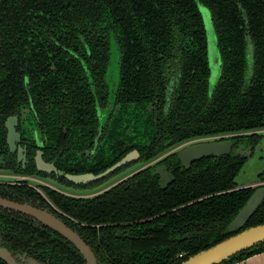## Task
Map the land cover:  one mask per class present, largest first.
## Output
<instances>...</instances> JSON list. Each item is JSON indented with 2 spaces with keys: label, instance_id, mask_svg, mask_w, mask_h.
<instances>
[{
  "label": "flooded vegetation",
  "instance_id": "flooded-vegetation-1",
  "mask_svg": "<svg viewBox=\"0 0 264 264\" xmlns=\"http://www.w3.org/2000/svg\"><path fill=\"white\" fill-rule=\"evenodd\" d=\"M194 2L199 13L198 3L209 10L215 31L209 7L200 0ZM234 2L243 19V80L246 82L254 65L255 46L249 32L248 15L240 0ZM200 17L204 29L205 56L200 50L199 41L192 37L195 34L193 29L189 40L191 44L197 43V46L191 48L193 52L189 63L196 66L201 56L206 58V85L199 86L198 83L204 79L194 74V93L197 96L206 89L207 97L211 99L224 81V64L215 31L221 73L210 94L207 41L201 13ZM116 31L111 29L113 54L107 43L94 41L90 44V52L75 54L73 61L63 62L64 68L67 67L69 71L59 70L62 74L60 89L51 91L52 85L48 86L53 81L50 75L58 74L54 64L49 68L46 79L40 75L38 81L33 82L34 77L30 78L27 74L23 77L27 100L19 106L16 114L8 116L17 118L14 125L18 133L15 148L10 151L6 141L5 122L8 117L3 121L4 132L1 135L7 149L0 142V175L13 177L10 181H0V197L19 205L0 204V264H178L189 256L188 253L205 236L199 235L196 229L181 230L178 218L173 223L171 218L160 222L159 230L154 232L135 226L136 223H144L162 214L140 218L134 223L126 220L133 210L128 194L137 181H134V177L151 170L152 175L158 177L159 187L167 189L175 180L174 170L179 166L189 169L192 163L198 161H193L189 168H185L175 153L177 148L191 142L230 140L231 150L220 156L228 157L227 164L242 159V167L247 160L251 161L255 157L256 152L261 151L263 121L257 127L233 132L187 131L184 125L191 124V117L198 116L190 112L188 120L181 108L186 105L180 106L183 102L180 105L177 102L181 91L178 83L181 72L173 76L167 85L158 80L152 94L149 86L145 90L134 88L132 73L122 68L126 57H123V51L126 50L121 44V48L116 44ZM249 44L252 46L250 57ZM66 57L69 59V55ZM111 65L113 67L109 68ZM239 72L232 67L225 77L230 79L229 76ZM42 84L47 87H42ZM242 92L244 97L246 90ZM36 99L45 108L37 107ZM70 109H74L73 114H69ZM79 111H82L81 115ZM88 111L90 115H85ZM172 153H175L177 164L172 161ZM38 158L42 161L40 166L47 169L39 168ZM156 170L162 173L164 179L173 176V180L170 179L163 187L164 181L154 174ZM263 186L264 172L258 174V180L252 185L237 187L236 182L232 185L234 189L251 188V194ZM120 196L127 198L128 213L122 215L124 209L118 212L116 207H109L102 216V205L110 201L107 204L115 206ZM251 216L241 228L225 232L230 220L223 230L204 243L210 244L207 246L210 247L242 229L260 224L247 225ZM102 217L124 221L100 222ZM176 217H180L179 214ZM134 237L144 251L158 252L163 254L162 258L148 261L145 256L134 261L132 246L127 241ZM123 242L126 243L125 248ZM183 242L192 245L187 247ZM136 250L143 252L137 247ZM262 252L264 240L236 252L230 260L216 264H234ZM171 253L174 255L168 256ZM246 253L250 254L242 260L241 257Z\"/></svg>",
  "mask_w": 264,
  "mask_h": 264
},
{
  "label": "trees",
  "instance_id": "trees-1",
  "mask_svg": "<svg viewBox=\"0 0 264 264\" xmlns=\"http://www.w3.org/2000/svg\"><path fill=\"white\" fill-rule=\"evenodd\" d=\"M200 1L211 10L224 64V81L211 99L207 97L206 89L197 96L194 93L193 75L198 74L204 79L198 83L200 86L206 85L208 74L204 29L194 0H0V142L5 149L4 138L1 140L3 121L16 114L27 100L23 77L26 74L34 77L33 82L38 81L40 75L46 79L54 64L58 74L50 75L53 81L48 86L52 85L51 91L60 89L62 74L59 70L69 71L64 68V61L71 62L75 54L90 52V44L94 41L107 43L112 53V28L118 32L114 35L116 44L126 50L123 51V57H126L122 68L132 73L134 88L145 90L149 86L152 94L158 80L167 85L181 72L177 102L179 105L183 102L180 106L186 105L181 108L188 120L190 112L198 116L191 117V124L184 125L187 131L233 132L261 125L260 121L264 122V0H240L248 15L249 32L255 46L254 65L246 82L243 80V19L234 0ZM193 29L196 35L193 33L192 37L199 41L204 55L196 66L189 63L191 48L197 46L189 40ZM232 67L240 72L229 79L225 75ZM243 89L246 90L244 97ZM35 105L45 108L37 99ZM173 111L175 113V109ZM69 112L73 114L74 109ZM85 115H90L89 111ZM174 155L171 154L172 161L177 164ZM227 159V156L216 159L210 156L192 163L189 169L179 166L173 172L175 180L165 190L159 187L158 177L152 175L151 170L139 173L128 194L133 210L126 220L134 223L140 218L162 214L135 224L140 229L154 232L159 230L160 222L171 218L173 223L178 218L181 230L196 229L199 235L205 236L188 254L207 247L210 244L204 241L223 230L251 194V188L232 187L242 167V159L228 164ZM126 199L120 196L115 206L107 204L110 201L103 204L102 216L109 207H116L118 212L124 209L122 215L128 213ZM259 207L247 225L264 222V200ZM101 221L124 220L102 217ZM135 238L127 239L134 261L145 256L148 261L162 258L163 254L158 252L144 251ZM123 244L125 248L126 243ZM183 245L189 247L192 244L183 242ZM136 247L143 252H138ZM123 254L126 255L125 251ZM171 255L174 254H168Z\"/></svg>",
  "mask_w": 264,
  "mask_h": 264
},
{
  "label": "water",
  "instance_id": "water-1",
  "mask_svg": "<svg viewBox=\"0 0 264 264\" xmlns=\"http://www.w3.org/2000/svg\"><path fill=\"white\" fill-rule=\"evenodd\" d=\"M249 38V37H248ZM249 40V39H248ZM217 46V45H216ZM218 49V48H217ZM248 57L251 56L252 46L248 45ZM219 52V50H218ZM220 55V54H219ZM221 63V59H220ZM113 67V65L109 66ZM16 116H10L5 122L7 128L6 141L10 147V151L15 148V141L18 139V133L15 131L14 125L16 123ZM263 142V141H261ZM232 142L230 140H202L198 142L187 143L175 150L178 160L185 168H189L193 161L199 160L203 157H217L231 150ZM262 147V146H261ZM18 158H20V153ZM124 160H122L123 162ZM42 162L39 158L37 163L39 168L47 169L40 166ZM158 174L162 181H164L163 187L168 181L173 180V176L164 179L162 173L158 170L154 172ZM167 175V173H165ZM171 179V180H170ZM264 198V186L256 188L249 196L246 202L237 211L235 216L231 219L227 225L225 232L239 229L243 226L245 221L253 214L256 207L261 203ZM0 204L5 206L19 207V205L11 203L9 200L0 197ZM264 240V223L256 224L227 237L226 239L219 241L210 247L201 249L196 253L189 255L186 259H183L178 264H216L223 260H229L233 254L246 249L260 241ZM243 262V261H241Z\"/></svg>",
  "mask_w": 264,
  "mask_h": 264
},
{
  "label": "rangeland",
  "instance_id": "rangeland-1",
  "mask_svg": "<svg viewBox=\"0 0 264 264\" xmlns=\"http://www.w3.org/2000/svg\"><path fill=\"white\" fill-rule=\"evenodd\" d=\"M199 11L202 15L205 25L206 41H207V58L209 63L210 75L208 79L209 93L211 94L214 86L220 76V55L216 46V34L212 25L209 10L198 3ZM114 47V46H113ZM114 48H112L113 54ZM139 165V164H138ZM264 172V139L261 151L255 153V157L251 161H246L242 169L235 177L237 187L252 185L258 180V174ZM13 177L7 174L0 175V181H10Z\"/></svg>",
  "mask_w": 264,
  "mask_h": 264
},
{
  "label": "crops",
  "instance_id": "crops-1",
  "mask_svg": "<svg viewBox=\"0 0 264 264\" xmlns=\"http://www.w3.org/2000/svg\"><path fill=\"white\" fill-rule=\"evenodd\" d=\"M234 264H264V252L248 257L243 262Z\"/></svg>",
  "mask_w": 264,
  "mask_h": 264
}]
</instances>
